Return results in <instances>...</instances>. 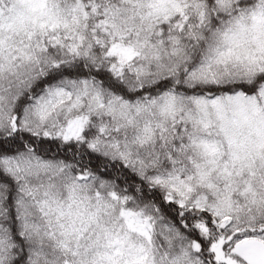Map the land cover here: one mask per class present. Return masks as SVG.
I'll return each mask as SVG.
<instances>
[{"label": "snow or ice", "instance_id": "1", "mask_svg": "<svg viewBox=\"0 0 264 264\" xmlns=\"http://www.w3.org/2000/svg\"><path fill=\"white\" fill-rule=\"evenodd\" d=\"M0 264H264V0H0Z\"/></svg>", "mask_w": 264, "mask_h": 264}]
</instances>
